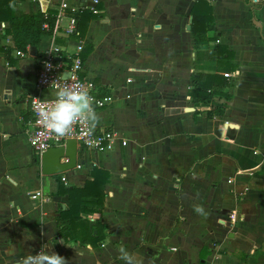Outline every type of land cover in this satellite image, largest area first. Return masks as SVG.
I'll return each mask as SVG.
<instances>
[{
	"label": "crops",
	"instance_id": "1",
	"mask_svg": "<svg viewBox=\"0 0 264 264\" xmlns=\"http://www.w3.org/2000/svg\"><path fill=\"white\" fill-rule=\"evenodd\" d=\"M61 1L18 0L16 8L46 12ZM197 1L99 0L84 37H56L69 51L93 45L81 75L113 98L94 107L95 128L114 130L120 143L98 152L78 146L82 168L61 173L66 186H83L93 167L109 171L104 209L88 215V233L103 226L98 246L61 235L69 196L58 192L59 174L35 163L30 143V96L55 95L36 86L53 34L22 58L0 21V264L43 246L68 264H125L121 247L143 264H264V0H200L197 13L208 4L214 26L194 41ZM194 74L225 77L210 89L212 101L189 95ZM210 110L220 113L209 118Z\"/></svg>",
	"mask_w": 264,
	"mask_h": 264
},
{
	"label": "trees",
	"instance_id": "2",
	"mask_svg": "<svg viewBox=\"0 0 264 264\" xmlns=\"http://www.w3.org/2000/svg\"><path fill=\"white\" fill-rule=\"evenodd\" d=\"M200 0H198L192 9L193 23L192 35L194 41L206 39V33L214 26L211 22V8L206 4L207 13L199 15L196 11ZM18 0H0V21H5L9 24L7 33L12 35L15 48L23 51H28L32 47L38 48L41 43V38L46 34H53L58 16V6H51L46 12L39 10L33 14H28L17 10ZM99 14V13H98ZM89 9H81L76 14L78 19V31L81 37H84L83 27L92 19L99 17ZM203 17V20H200ZM206 18V19H205ZM209 18V19H208ZM205 22V24H204ZM78 35V36H79ZM93 51V45L85 43L81 51V59L83 63L88 59ZM233 53L230 54V57ZM225 77L206 76L200 74L193 75V89L189 95L200 102H210L213 99V93L210 89L215 86H223ZM211 83V84H210ZM228 97V95L226 96ZM220 113L219 110H210L207 112L209 118H213ZM35 163L39 162V158L34 159ZM62 175L59 174V194L69 196V207L63 210L58 218V223L61 225V235L67 240L70 236L73 239L80 240L81 243L88 242L93 246H98L105 238L102 230V225L96 223L93 225V230L97 229V233H88L89 219L88 215L101 212L105 206L106 184L110 179L109 171L103 167H93L90 173V179L83 186H66L61 180ZM67 223V226L65 225ZM85 235L82 236V232ZM88 233V234H87Z\"/></svg>",
	"mask_w": 264,
	"mask_h": 264
},
{
	"label": "built area",
	"instance_id": "3",
	"mask_svg": "<svg viewBox=\"0 0 264 264\" xmlns=\"http://www.w3.org/2000/svg\"><path fill=\"white\" fill-rule=\"evenodd\" d=\"M256 2L257 0H252ZM99 0H94L91 6H81L73 8L67 2L62 0L58 6V16L54 28L53 44L46 50H44L39 58L38 70L36 76V86L41 90H56L64 83L77 82L86 86L90 96L93 100L94 107H104L112 101L111 95H100L99 88L94 79L83 77V61L81 59V51L83 49L82 44L76 45L73 51L64 49L58 43H56V37L64 35L67 37L76 36L78 31V19L75 14L80 9H89L93 13L98 14L97 8ZM70 10L72 14L67 15L66 11ZM64 19H67L65 25L62 24ZM29 53V50H16V54L19 57H25ZM55 99L54 96L44 97L40 94H32L29 98L30 107L33 113L32 130L30 133V143L33 151L36 154H42L49 148L54 146L65 145L67 140L75 139L78 146L83 150L101 151L113 150L119 143V135L111 129L97 130L95 127L83 126L79 123L74 125L72 133L65 137H57L49 132L41 123L36 108V105L50 103ZM82 162L78 161L76 168H82ZM65 181L66 178L63 177Z\"/></svg>",
	"mask_w": 264,
	"mask_h": 264
},
{
	"label": "clouds",
	"instance_id": "4",
	"mask_svg": "<svg viewBox=\"0 0 264 264\" xmlns=\"http://www.w3.org/2000/svg\"><path fill=\"white\" fill-rule=\"evenodd\" d=\"M35 108L43 126L57 137L70 135L77 123L95 127L99 119L86 86L77 82L62 84L56 90L52 102L36 105ZM194 211L201 216H207L201 205H195ZM118 251L120 259L125 261V264H143L141 259L126 248L121 247ZM18 264H68V262L64 256L52 251L50 247L43 246L37 254L23 257Z\"/></svg>",
	"mask_w": 264,
	"mask_h": 264
},
{
	"label": "water",
	"instance_id": "5",
	"mask_svg": "<svg viewBox=\"0 0 264 264\" xmlns=\"http://www.w3.org/2000/svg\"><path fill=\"white\" fill-rule=\"evenodd\" d=\"M31 55H36L37 48L32 47ZM66 158L65 162L62 159ZM42 171L45 174H61L74 169L78 162V144L75 139L67 140L65 145L54 146L40 155Z\"/></svg>",
	"mask_w": 264,
	"mask_h": 264
}]
</instances>
